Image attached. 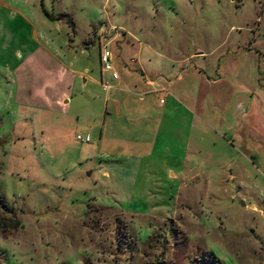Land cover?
<instances>
[{
    "label": "rangeland",
    "instance_id": "rangeland-1",
    "mask_svg": "<svg viewBox=\"0 0 264 264\" xmlns=\"http://www.w3.org/2000/svg\"><path fill=\"white\" fill-rule=\"evenodd\" d=\"M102 25L119 75L230 76L195 111L256 133L212 145L193 115L173 162L169 95L104 104ZM263 35L264 0H0V264H264Z\"/></svg>",
    "mask_w": 264,
    "mask_h": 264
},
{
    "label": "crops",
    "instance_id": "crops-1",
    "mask_svg": "<svg viewBox=\"0 0 264 264\" xmlns=\"http://www.w3.org/2000/svg\"><path fill=\"white\" fill-rule=\"evenodd\" d=\"M114 70H116V63L112 59L111 60ZM142 72V71H140ZM118 75V78L116 81L111 83V86L109 89L113 90L112 95H107L104 98V104L106 105V102L108 101L110 109L113 113V115L119 113V101L118 98L114 96L118 95V93L122 94V96L129 95V94H138L145 92V93H154L159 94L162 93L163 95H169L172 99V103L169 105L164 104V101H162L161 104H158L156 102V107L160 109L159 116L165 117L168 116L170 113L173 114L181 112L179 119L180 121L177 122V126H174L173 131L174 133L172 135L176 136L177 139H179V142L177 143L181 148L176 152H169L168 156L173 162H177L180 160H183L185 158V154L192 151L193 146H191L188 142V139L186 135H181L183 130L186 131L187 128V119H188V125L190 126V121L193 118V115L196 117L198 122L200 123L201 127L205 131L206 136L208 137V142L210 144H215L216 141H220L225 144L224 136L221 135L218 132L219 127L226 128V130L234 134L237 138H239V133L236 131L237 128L242 127L247 132L256 133L251 127L241 121H239L238 118H235L233 116L229 117L228 120L223 121V119L217 117V124H221L219 127H215L211 119L203 118L202 116L198 115L195 110L199 107V105L204 102V97L206 94H212L215 93V89L219 90V88H222L223 93L225 95L227 94H233L235 91V86L233 85V81L229 78L230 76H187V80H182L183 76L176 75L173 76L171 80H165V79H151L148 76H145L142 74L140 77L135 76H124V75ZM103 78H107L106 75L103 76ZM177 90L178 94L180 96H187V104L184 103L181 98H175L174 91ZM159 95H157L155 98H159ZM184 97V96H183ZM138 100H141L138 99ZM125 101V100H124ZM65 102V101H63ZM126 105V103H123V105ZM142 111L145 110L143 106L141 108ZM201 110V109H199ZM115 113V114H114ZM174 113V114H175ZM160 122V121H159ZM161 123H158V126L160 127ZM221 129V130H222ZM182 130V131H181ZM181 131V132H180ZM182 136V137H181ZM196 148V147H194ZM163 153H160L159 155H156L155 153H144L143 155H139V157H144L147 160L155 159V158H163ZM138 157V158H139ZM155 157V158H154ZM139 158V159H140Z\"/></svg>",
    "mask_w": 264,
    "mask_h": 264
},
{
    "label": "built area",
    "instance_id": "built-area-1",
    "mask_svg": "<svg viewBox=\"0 0 264 264\" xmlns=\"http://www.w3.org/2000/svg\"><path fill=\"white\" fill-rule=\"evenodd\" d=\"M109 32L116 35L118 34V31L113 26L102 25L100 29L95 31L93 38V43L96 47V57L99 65L98 83L101 90L104 92L107 91L110 88L111 83L116 81L118 78L117 72L114 70L111 62V53L106 47L107 41L109 39ZM102 74H105L107 78H102ZM158 102L161 103V99H159ZM75 139L80 142H87L89 140L87 135H75Z\"/></svg>",
    "mask_w": 264,
    "mask_h": 264
},
{
    "label": "trees",
    "instance_id": "trees-1",
    "mask_svg": "<svg viewBox=\"0 0 264 264\" xmlns=\"http://www.w3.org/2000/svg\"><path fill=\"white\" fill-rule=\"evenodd\" d=\"M56 17L63 19L68 24L70 30H72L73 24H72V21H71L70 17L67 14L60 13ZM0 207L3 208V209L5 208V204L3 203V201L1 199H0Z\"/></svg>",
    "mask_w": 264,
    "mask_h": 264
}]
</instances>
